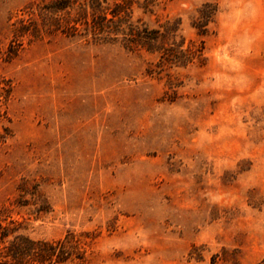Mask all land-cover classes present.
<instances>
[{
  "label": "rangeland",
  "instance_id": "374dc122",
  "mask_svg": "<svg viewBox=\"0 0 264 264\" xmlns=\"http://www.w3.org/2000/svg\"><path fill=\"white\" fill-rule=\"evenodd\" d=\"M29 1L0 0V50ZM206 2L218 13L204 64L151 73L155 55L60 34L0 55L14 86L0 209L33 238L84 235V259L64 264H264V0H157L136 14L181 18L199 42L190 22ZM22 178L47 214L13 204Z\"/></svg>",
  "mask_w": 264,
  "mask_h": 264
},
{
  "label": "trees",
  "instance_id": "16d2710c",
  "mask_svg": "<svg viewBox=\"0 0 264 264\" xmlns=\"http://www.w3.org/2000/svg\"><path fill=\"white\" fill-rule=\"evenodd\" d=\"M157 0H30L12 15L11 35L1 57L10 61L27 46L57 34L87 41L120 43L133 52H146L158 58L149 72L165 68L204 64V37L216 19L217 4H202L191 17L190 27L202 38L197 42L181 33V18L165 19L150 26L136 14V10L150 11ZM13 18V19H12ZM180 82L174 84L179 86ZM14 86L10 79L0 77V147L12 136L9 104ZM22 178L18 184L21 193L13 204L22 208L34 204L35 218L50 210L39 184ZM29 194L30 199L25 195ZM0 209V264H64L73 259H84V235L71 230L57 239L33 238L20 232L21 221Z\"/></svg>",
  "mask_w": 264,
  "mask_h": 264
}]
</instances>
